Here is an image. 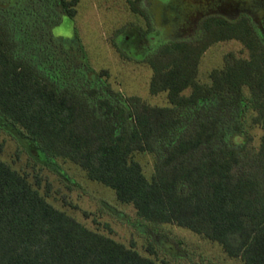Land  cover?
<instances>
[{
  "label": "trees",
  "instance_id": "16d2710c",
  "mask_svg": "<svg viewBox=\"0 0 264 264\" xmlns=\"http://www.w3.org/2000/svg\"><path fill=\"white\" fill-rule=\"evenodd\" d=\"M234 2L251 8L237 18L209 14L196 35L165 41L141 59L153 71L150 93H166L167 106L126 97L104 79L107 70L61 81L28 55L13 14L0 9V115L25 132L37 157L72 161L141 219L175 224L230 258L264 264V0ZM77 3L61 0L70 18ZM130 6L149 38L152 16L142 0ZM230 40L248 58L227 54L201 83L204 53ZM249 119L263 132L258 146ZM137 152L154 156L151 179ZM0 264L168 263L89 229L0 159Z\"/></svg>",
  "mask_w": 264,
  "mask_h": 264
},
{
  "label": "rangeland",
  "instance_id": "374dc122",
  "mask_svg": "<svg viewBox=\"0 0 264 264\" xmlns=\"http://www.w3.org/2000/svg\"><path fill=\"white\" fill-rule=\"evenodd\" d=\"M77 1L75 18L67 15L61 0H0V9L13 14L28 55L61 81L93 77L107 70L109 76L104 79L116 91L126 97L139 96L151 106H167L168 99L166 93H150L153 71L141 61L145 55L165 41L196 35L199 21L209 14L237 18L251 8L250 2L239 6L235 0H142L154 27L146 38L142 31L149 28L145 18L132 11L130 1L134 0ZM229 53L238 58L249 56L239 41L216 43L201 58L198 80L210 83L211 71L222 68ZM247 127L253 145L258 146L262 130L250 119ZM134 157L151 179L154 156L137 152ZM0 159L26 175L57 209L89 229L135 246L159 263L244 264L239 258H230L218 243L188 229L141 219L133 205L120 202L114 190L90 180L72 161L37 157L25 132L1 115Z\"/></svg>",
  "mask_w": 264,
  "mask_h": 264
}]
</instances>
